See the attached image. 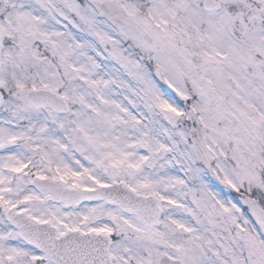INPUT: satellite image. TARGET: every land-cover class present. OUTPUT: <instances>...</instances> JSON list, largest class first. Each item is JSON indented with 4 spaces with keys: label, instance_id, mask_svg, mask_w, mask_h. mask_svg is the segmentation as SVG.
Segmentation results:
<instances>
[{
    "label": "snow or ice",
    "instance_id": "obj_1",
    "mask_svg": "<svg viewBox=\"0 0 264 264\" xmlns=\"http://www.w3.org/2000/svg\"><path fill=\"white\" fill-rule=\"evenodd\" d=\"M0 264H264V0H0Z\"/></svg>",
    "mask_w": 264,
    "mask_h": 264
}]
</instances>
